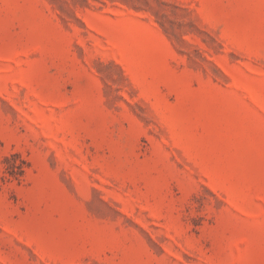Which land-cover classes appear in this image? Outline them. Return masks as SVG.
<instances>
[{
    "label": "rangeland",
    "instance_id": "1",
    "mask_svg": "<svg viewBox=\"0 0 264 264\" xmlns=\"http://www.w3.org/2000/svg\"><path fill=\"white\" fill-rule=\"evenodd\" d=\"M0 264H264V0H0Z\"/></svg>",
    "mask_w": 264,
    "mask_h": 264
}]
</instances>
